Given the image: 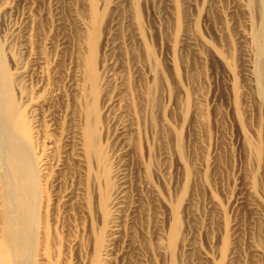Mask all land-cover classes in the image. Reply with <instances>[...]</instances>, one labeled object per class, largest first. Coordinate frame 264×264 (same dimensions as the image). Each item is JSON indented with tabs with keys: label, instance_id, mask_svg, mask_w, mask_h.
Here are the masks:
<instances>
[{
	"label": "rangeland",
	"instance_id": "obj_1",
	"mask_svg": "<svg viewBox=\"0 0 264 264\" xmlns=\"http://www.w3.org/2000/svg\"><path fill=\"white\" fill-rule=\"evenodd\" d=\"M257 46L260 0H0L8 91L46 164L24 228L0 190L4 247L23 264H264ZM82 99L99 164L79 149Z\"/></svg>",
	"mask_w": 264,
	"mask_h": 264
},
{
	"label": "bare ground",
	"instance_id": "obj_2",
	"mask_svg": "<svg viewBox=\"0 0 264 264\" xmlns=\"http://www.w3.org/2000/svg\"><path fill=\"white\" fill-rule=\"evenodd\" d=\"M262 1L264 0H260V2ZM257 45L262 46V42ZM260 49L258 51V63L252 69L254 76H257L258 66H262L264 70V59H261L263 52L261 47ZM90 54V56H94L92 50ZM88 58L89 61L82 74V83L83 88L92 90L95 96L97 77L92 60H90V57ZM8 77L0 58V179L2 183L0 190L3 201H1V206H3L1 208H4L1 211H5L4 216L6 218L18 217L19 220H17L22 223L21 226L23 224L27 226L29 218L35 219V216L38 217L41 214L38 212V208L40 205H44V200L40 197L41 191H43L40 188V185L42 186L40 182L43 180L40 175L42 171L46 170V164L43 163L41 157L36 155L34 138H37L40 133L36 114L31 111L27 115L22 111L21 107H15L14 99L8 91ZM256 82L258 81L256 80ZM93 95H90V97H93ZM79 108L81 120V127L79 128L77 137L79 149L85 161L92 160L96 164H99L96 104L82 99ZM33 207L36 209V212L32 211ZM113 221L114 219L112 218L111 222ZM12 222L14 225V221ZM112 241L113 238H110L106 242L107 244L103 246L106 255L112 251ZM99 244L102 245V243ZM0 264H23V261H18L13 256V253L4 247L1 240Z\"/></svg>",
	"mask_w": 264,
	"mask_h": 264
}]
</instances>
